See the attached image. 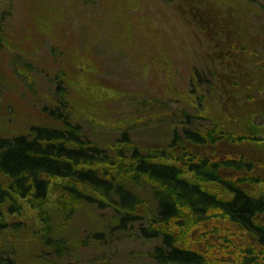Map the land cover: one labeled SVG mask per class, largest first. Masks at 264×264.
Instances as JSON below:
<instances>
[{
	"label": "trees",
	"instance_id": "obj_1",
	"mask_svg": "<svg viewBox=\"0 0 264 264\" xmlns=\"http://www.w3.org/2000/svg\"><path fill=\"white\" fill-rule=\"evenodd\" d=\"M167 1L211 51L189 112H178L188 124H162L150 143L118 126L112 142L67 101L49 125L0 133V264H73L90 248L141 240L161 242L154 264H264V0ZM144 185L154 214L134 191ZM107 209L115 214L93 234H76L82 215Z\"/></svg>",
	"mask_w": 264,
	"mask_h": 264
},
{
	"label": "rangeland",
	"instance_id": "obj_2",
	"mask_svg": "<svg viewBox=\"0 0 264 264\" xmlns=\"http://www.w3.org/2000/svg\"><path fill=\"white\" fill-rule=\"evenodd\" d=\"M0 28L5 37L0 49L3 135L51 124L49 113L68 101L87 114L89 127L102 122L104 131L90 129L98 139L115 142L121 135L110 131L120 126L137 141H158L162 124L178 121L182 128L188 122L178 112H189L188 97L209 70L205 36L183 16L178 1L0 0ZM93 96L97 102L88 110ZM104 97H112L107 105ZM101 115L111 116L112 128ZM205 122L197 120L192 127ZM134 191L154 214L151 189L144 185ZM100 212L103 216L98 212L89 220L82 215L76 234H93L100 221L115 214ZM160 244L141 240L94 247L73 264H154L150 255Z\"/></svg>",
	"mask_w": 264,
	"mask_h": 264
}]
</instances>
